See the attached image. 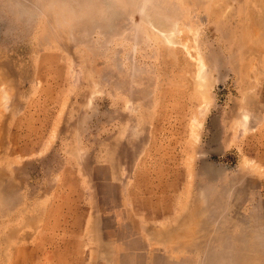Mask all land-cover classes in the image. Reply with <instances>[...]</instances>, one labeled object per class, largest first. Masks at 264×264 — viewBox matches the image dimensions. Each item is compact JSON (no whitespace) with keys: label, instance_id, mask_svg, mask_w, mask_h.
I'll use <instances>...</instances> for the list:
<instances>
[{"label":"rangeland","instance_id":"rangeland-1","mask_svg":"<svg viewBox=\"0 0 264 264\" xmlns=\"http://www.w3.org/2000/svg\"><path fill=\"white\" fill-rule=\"evenodd\" d=\"M0 264H264V0H0Z\"/></svg>","mask_w":264,"mask_h":264}]
</instances>
